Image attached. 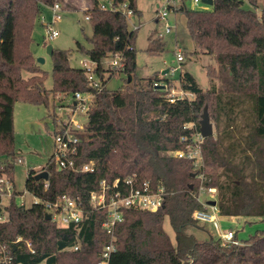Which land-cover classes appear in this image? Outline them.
Masks as SVG:
<instances>
[{
	"label": "trees",
	"instance_id": "trees-1",
	"mask_svg": "<svg viewBox=\"0 0 264 264\" xmlns=\"http://www.w3.org/2000/svg\"><path fill=\"white\" fill-rule=\"evenodd\" d=\"M54 1L0 0V175L5 173L12 181L15 163L7 159L18 160L15 103L49 106L51 97L58 94L72 99L77 92L94 90L84 68L71 65L70 51L55 48L51 55L54 87H45V72L36 64L30 44L36 18ZM114 1H128L135 16L142 13L137 0ZM91 2L92 8L85 12L93 24V34L88 37L93 47L86 50L78 43V48L98 62L96 72L105 88L90 106L86 129L79 134L76 159L93 160L96 170H59L51 156L44 168L50 172L49 188H44L45 180L36 179L40 170L32 169L27 173L26 189L45 199L62 193L80 195L90 208V193L103 179L112 182L135 176L139 181L163 185L167 192L164 207L124 210L109 264H263L264 232L247 240L258 244L250 245V252L247 246L224 244L221 238L199 239L188 230L198 227L193 213L203 207L196 198L200 173L204 184L218 189L220 215L264 219V12L259 17L253 6H245V0H214L210 10L194 9L184 2L178 12L186 15L192 39L216 55L228 79L222 90L213 82L205 90L185 72L180 85L195 98L170 103L164 96L167 90L154 84L162 81L137 76V29L130 27L126 14L101 9L99 0ZM20 19L27 24L23 38H19ZM117 53L123 55L125 68L119 73H124L128 85L124 82L122 88L109 89L107 82L115 74L102 61ZM22 70L33 75L25 79ZM164 83L169 88L172 82L165 78ZM206 105L217 135L204 139L205 165L198 170L191 160L168 152L185 147L181 138L193 131L185 126L193 122L200 128ZM19 193L15 190L16 195L5 206L0 198V210L9 216L0 223V243L9 249L11 264H101L102 249L110 238L102 227L107 210L90 211L80 226L60 227L45 218L42 203L21 205ZM166 216L176 243L163 227ZM19 237L22 240L16 242Z\"/></svg>",
	"mask_w": 264,
	"mask_h": 264
},
{
	"label": "rangeland",
	"instance_id": "rangeland-1",
	"mask_svg": "<svg viewBox=\"0 0 264 264\" xmlns=\"http://www.w3.org/2000/svg\"><path fill=\"white\" fill-rule=\"evenodd\" d=\"M102 1L107 2V0ZM54 2H60L65 9L62 18L53 26L43 24L40 21L42 16H45L47 21L52 19V11L47 6V9L43 10L35 20L30 44V49L36 57V64L45 72L44 84L47 89L54 87L53 61L48 52L49 46L55 49L69 50L71 65L79 68L83 67L84 61L89 60V58L86 53L79 50L78 43H81L86 50L93 47L88 40V37L93 34V24L86 18L85 12L86 9L92 8L91 0H55ZM245 2L247 8L252 7L248 1ZM258 2L261 6L264 5V0H258ZM162 3V0H137L142 13L128 20L132 29V22L137 26L135 37L137 76L153 79V81H164L165 78H169L173 84L179 86L181 75L190 72L205 90H209L212 82L216 84L219 90H222L225 87V80L228 79V72L217 60L215 54L200 48L192 39L187 26V18L183 12H169L167 22L172 26V31L164 37L158 36L159 32L164 30V22H157L156 20L158 5ZM189 6L196 9L201 8L192 5V3H189ZM26 26L25 20L20 19L18 24L19 38L26 36ZM50 28L57 30L59 35L50 39ZM179 49L185 56V60L181 63L176 59V52ZM39 58H43L44 61H39ZM108 63L109 59L105 60L104 65H108ZM170 66L178 68L176 74L174 76L169 73L163 75V70ZM113 72L115 76L109 78L108 88H122L124 82L127 87L128 83L124 80V73ZM21 73L25 79L33 75L27 70H22ZM64 97L65 94L51 97L49 106L35 105L24 101L15 103L14 145L17 149V157L21 158L22 162H18L15 157H9L7 162L15 163L12 185L17 192L21 193L26 190V177L30 170L39 171L47 166L49 158L55 150V133L62 125H67L72 118L82 121L84 124L87 123V113L80 111L73 116L74 107H72L71 98ZM211 121L214 124V136H216V125L212 119ZM2 165L4 166V163H1ZM205 196L206 194L203 193V199ZM17 200L20 201V198L18 197ZM4 202L7 204L8 199L4 198ZM217 217L218 220L214 222H197L198 227H190L188 232L204 240L212 236L219 238L222 232L233 230L235 234L237 233L236 239L240 241V245L247 246L250 248V252H253L250 245L254 247L258 244L255 241L247 240L264 232V219L222 216L218 212ZM163 227L171 241L176 243L175 231L168 216L164 219ZM260 254L264 255V252ZM254 260H256L255 257ZM40 264H46V261ZM249 264H254V262L250 261Z\"/></svg>",
	"mask_w": 264,
	"mask_h": 264
},
{
	"label": "built area",
	"instance_id": "built-area-1",
	"mask_svg": "<svg viewBox=\"0 0 264 264\" xmlns=\"http://www.w3.org/2000/svg\"><path fill=\"white\" fill-rule=\"evenodd\" d=\"M162 1L163 3L158 5L156 16L157 22H164V30L159 32V37H164L172 31V26L167 22L169 12H178V9L184 4V2H187L188 5L189 3H192V5L201 7L200 10H210L213 6L203 2V0ZM245 1L249 2V0ZM249 3L255 8L259 17H262L264 5L261 6L259 2L252 4L250 1ZM99 7L104 10H120L126 14L128 20L135 17L134 11L129 7L128 1L117 4L114 0H107V2L99 0ZM49 9L52 11L51 21H47L45 16H42L40 21L47 26H53L55 22L62 18L65 9L60 2H55L50 5ZM86 16V18L90 20V15ZM132 25L133 29H137L135 23L132 22ZM58 35L59 32L57 30L52 28L49 29L50 39H53ZM107 59H109V63L105 66L104 62ZM176 59L179 63L185 60L184 53L181 49L176 52ZM102 65L106 68H111L116 73L122 72L125 68L123 55L117 53L113 56H108L102 61ZM97 66L98 62L91 59L85 60L83 63V68L89 84L94 90L86 92V95L85 92L75 93V96L71 99L72 107H74L72 110L73 116L81 111L87 113L88 119V111L96 94L103 91L105 88V84L96 72ZM167 69L168 73L171 76H174L178 68L170 66ZM169 80L172 81L171 79ZM154 84L157 87L167 90L164 96L170 103H175L178 100L192 101L195 98L193 92L184 89L181 85L176 86L171 83V86L168 88L167 83H164V81H156ZM162 85H164V87H162ZM86 124L72 118L67 125H62V127L55 133V150L52 157L54 164H56V167L59 170L68 169L74 172H94L96 170V163L93 160L79 162L76 159L79 154L78 147L81 141L79 134L85 131ZM185 127L193 130L190 136L185 135L181 138V142L185 147L171 150L168 154L178 158L191 160L194 163L195 168L201 170L205 165L203 154L205 137L202 135L200 128L196 123H189ZM17 161L22 162V159L18 158ZM198 177L201 180V184H199L196 198L203 207L202 209L195 210L193 218L200 223L217 221V212L219 213L218 189L216 186L204 184L203 179L205 177L202 173H200ZM43 180H45L44 188L48 189L50 186L49 179ZM12 182L13 181L7 174L3 173L0 175V198L2 199L1 204L3 206H5L4 198H7L9 201L16 195ZM203 193L206 194L205 199H203ZM166 194L167 192L161 184H154L150 180L139 181L135 176H128L123 179L116 178L112 182L103 179L100 182L99 188L90 193V208L80 195H72L70 193L59 194L53 199H45L26 189L24 192L17 194V197L20 198L19 202L21 205L42 203L45 209V214L50 213L52 215L51 220L60 227L80 226L84 223L90 211L107 210V218L102 222V227L106 230L110 238L109 243H107L102 249L101 264H109L110 257L116 250V230L118 225L124 220V210L133 208L138 210L156 211L160 207H163ZM209 200H217V204L210 205L208 204ZM8 219V213L5 210H0V223H3ZM219 238L222 239L224 244H240V241L236 239L233 230L222 232ZM20 240H22V238L19 237L16 242ZM26 244L28 247H32L30 241H26ZM74 249L78 250L79 245H76ZM11 261L12 256L10 255L9 249L6 245L0 243V264H11Z\"/></svg>",
	"mask_w": 264,
	"mask_h": 264
},
{
	"label": "water",
	"instance_id": "water-1",
	"mask_svg": "<svg viewBox=\"0 0 264 264\" xmlns=\"http://www.w3.org/2000/svg\"><path fill=\"white\" fill-rule=\"evenodd\" d=\"M203 2L208 3L210 5H213L214 0H203ZM53 47L49 46L48 47V52L50 55H52L53 53ZM39 61H44L43 58H39ZM168 73V69L163 70L162 74L165 75ZM162 87H164V85H162ZM200 131L202 133V135L207 138V137H211L214 135V124L211 121V117L209 114V110H208V105L205 106L204 111L202 113L201 119H200ZM193 176H196V173L192 174ZM36 179L40 180V179H49L50 177V172L47 169L41 170L38 173H36ZM190 187L193 188V184H190ZM208 204L210 205H216L217 204V200H209ZM164 207V205H163ZM45 218L47 220H51L52 219V215L50 213H46L45 214Z\"/></svg>",
	"mask_w": 264,
	"mask_h": 264
}]
</instances>
